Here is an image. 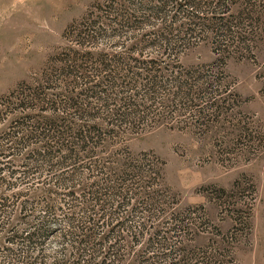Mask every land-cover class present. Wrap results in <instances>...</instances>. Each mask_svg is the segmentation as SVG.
I'll return each instance as SVG.
<instances>
[{
    "label": "rangeland",
    "instance_id": "obj_1",
    "mask_svg": "<svg viewBox=\"0 0 264 264\" xmlns=\"http://www.w3.org/2000/svg\"><path fill=\"white\" fill-rule=\"evenodd\" d=\"M0 264H264V0H0Z\"/></svg>",
    "mask_w": 264,
    "mask_h": 264
}]
</instances>
